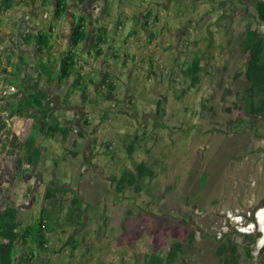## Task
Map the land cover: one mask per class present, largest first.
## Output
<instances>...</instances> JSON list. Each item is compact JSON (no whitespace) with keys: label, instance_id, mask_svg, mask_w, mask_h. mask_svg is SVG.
<instances>
[{"label":"rangeland","instance_id":"1","mask_svg":"<svg viewBox=\"0 0 264 264\" xmlns=\"http://www.w3.org/2000/svg\"><path fill=\"white\" fill-rule=\"evenodd\" d=\"M136 1L158 13L160 27L155 35L166 37L170 45L164 53L167 61L161 59L159 63L170 68L166 71L170 83L159 88L164 101L162 113L157 114L155 80L140 81L141 87L148 90L141 93L143 96L135 92V100L129 106L120 101L116 108L106 107L100 113L89 108L91 118L81 104V97L74 96L73 103L80 100L77 103L80 106L71 107L74 114L69 119L75 126L88 119L85 128L89 126L94 133L100 131L96 137L102 160L94 165L90 164L93 157L87 152L80 158L68 152L72 149V139L66 145L68 149L62 151L51 149L56 139L37 137L38 145L49 149H43L42 161L47 160L50 177L70 180V184L81 190L88 206L95 207L100 215L104 211L111 213L108 236L115 244L122 239L121 245L129 248L122 251V257L128 258L123 262L111 261L109 254L101 260L95 256L89 262L150 264L147 254L165 256L173 242L187 243L194 231V245L185 248V254L176 264H219L215 251L219 240L227 236L239 245L240 264H264V119L256 127L234 106L239 101L236 93L246 86L244 75L236 77L247 63L241 37L249 29L264 32V24L259 22L251 0ZM119 11L124 15L128 10L121 7ZM123 32L128 33L126 29ZM197 53L204 54L205 69L199 72L195 87L185 88L188 84H183L181 65ZM88 104L89 101L85 105ZM54 106L66 111L61 102H54ZM64 110L60 115L68 119ZM8 121L12 126L13 120L8 118ZM31 127L32 123L22 125L19 129L22 138ZM74 135H77L75 131ZM135 135L145 137V141L128 155L126 146ZM7 143L6 134L0 131V175L6 169L12 172L10 179L3 182L5 187L0 185V197L7 186L18 183L24 186V181L16 178L13 167L18 152L6 146ZM110 152L114 158H110ZM92 154L97 156L94 150ZM141 161L153 162L156 176L148 178L141 191L133 187L116 191L113 175L122 174L124 169L134 172ZM100 169L107 173L103 180L104 172ZM78 171L81 174L76 179ZM204 172L208 173V180L202 188L200 180ZM41 178L45 190L48 181ZM34 184L28 183L25 201L29 202ZM42 201L39 199L32 205L33 214L42 210ZM73 232L71 229L68 235ZM248 233L257 240L251 244V257L246 255ZM134 242L136 246H132ZM130 249L134 253L132 257ZM113 254L112 258L116 259L118 254Z\"/></svg>","mask_w":264,"mask_h":264},{"label":"crops","instance_id":"2","mask_svg":"<svg viewBox=\"0 0 264 264\" xmlns=\"http://www.w3.org/2000/svg\"><path fill=\"white\" fill-rule=\"evenodd\" d=\"M99 4L101 5V12L96 16L98 21L91 22L88 20L87 22V27L90 32L89 38L76 47L80 58L79 65L83 68L82 72L86 75L87 81H90V78L95 80V83L89 85L90 100L92 102H89L88 105L81 104L85 106L87 111L90 108L92 111H99V113L103 112L106 107L116 108L120 101L128 105L135 100V92H140V94L147 92L148 89H143L140 85V81H144L145 79L155 80V87L158 90V100L162 99L161 96H163V93H160L161 86H167L170 83L168 82L169 77L166 74L167 68L169 67L163 64L160 65L159 63L161 59L167 61L166 59L168 58L165 57L166 54L164 53H166L170 45H168L166 37L155 35L160 27L158 13L155 10L153 11V9H148V6L145 7L146 4L144 6H141L142 4L138 5L136 0H98L96 5ZM121 7L127 8L128 11L126 14L123 15V12L119 11ZM144 7L146 8L145 10H143ZM54 9L55 3L53 0L50 4H45L43 0H9V5L0 19V82L13 84L9 71H12V63L17 62L21 56H25L28 63L25 66L28 72L27 74L29 76L32 74L36 76L34 67L39 61L50 59L52 62L59 64L62 53L72 49L71 35L74 23L83 14H88L89 16V11L92 7L90 8L89 5H81L75 1H71L68 11L63 17H55ZM149 15L150 17L146 23V16ZM93 26L105 27L107 30L106 42L101 45L102 55L100 56L96 55L94 49L97 36L96 32H91ZM50 27H52V42L54 45L50 52L44 54L35 44L26 45L23 42L22 36L24 33L29 31L36 33L42 29L50 30ZM124 29L128 31L127 35H124ZM168 30L165 31L171 36ZM160 68H164V70L162 71ZM103 72L107 74L106 80L116 85L113 94L106 93V86L102 84ZM74 79L75 76L73 75L62 85L59 86L57 84L49 88L51 96L49 103L54 105V102L56 104L62 102L67 87L71 86L74 88L73 94L70 97L71 107H75L76 105L77 107L78 105L80 106L77 103L81 99L76 104L73 103L74 96L81 97L80 90L75 85ZM89 81L88 83H90ZM41 83L45 84L46 81L43 80ZM105 95L110 96L105 97ZM57 107L54 106V110L58 114L63 112L64 109L62 110L61 107ZM70 108H67L66 111L64 110L68 117L66 120H71L69 118L74 114V111ZM92 111H88L90 113L89 118L92 117ZM115 116L113 115V117ZM97 117L99 118V115ZM111 119L112 117L110 116L108 121H111ZM11 124L9 122L10 131L21 136L19 129L23 124L28 126L29 118L15 117L12 126ZM17 129L18 131H15ZM74 131L77 134L76 129H74L70 134L69 140L63 141L61 137H58L56 143L51 145V149H61L62 151L63 149H68L66 145L72 139V149L68 151L72 156L75 150H79L80 153L77 157L80 158L81 155L84 156L87 152L88 155L93 157L89 161L92 165L102 160L100 159L102 157L100 144H97L98 139L96 137L100 131L94 133V129L87 126L84 129L83 137L78 136V134L74 135ZM2 132L6 134V137L8 136L7 131ZM74 141H77V146H74ZM6 146L14 150L8 143ZM44 150L48 151L49 149L46 148ZM93 150L97 152V156L92 154ZM14 151L17 152L18 150ZM104 155L106 156L107 154L104 153ZM110 158H114L111 152ZM46 161L41 160L32 171L25 172V177L21 171L19 173L17 172L16 178L19 181L20 179L24 181L23 187L21 183H18L3 188L5 190L3 194L5 202L18 207V216L24 225L31 223L47 206L45 199L47 185L45 184V190H43L41 177H43V181H49L55 178L54 175L51 178L52 174L49 171L50 168ZM107 164L111 165V162L108 161ZM102 165L105 168V163ZM101 170L104 172V176L101 178L103 180L107 176V173L105 169ZM80 174V171H78L76 174L77 177L75 175L76 179L79 178ZM48 176H51V179H48ZM114 176H121V174ZM31 182L35 184L28 202L25 201V198L28 191L27 185ZM61 182L69 183L70 180L59 179L58 183ZM72 187L81 194V190L77 188L76 184H73ZM39 199H43L41 202L42 210L33 214L31 209L32 205L39 202ZM86 206L88 210L80 224L75 219L60 229L52 230L49 234V241L46 244V248L43 250L38 249L35 259L30 264H93L89 261H94L95 256L101 260L107 254L112 259L111 261L120 259V262H123L128 259L122 257V251L129 250V248L121 245L122 239L116 244L113 243V239L106 232L108 226L103 225L105 217L108 216V219H113L111 213L108 214L107 211H104L100 215V213L98 214L96 212L95 207L92 208L88 204ZM29 213H32V215L29 216ZM112 226L110 225L109 228H113ZM122 226L123 224L121 223L119 227L122 228ZM71 229L72 231L74 230L73 235H68ZM136 243L134 242L132 246H136ZM152 246L154 247L153 243ZM113 253L118 254L116 259L112 258ZM129 254L132 257L134 255L133 250L130 249ZM25 256L23 252L18 256V264H25ZM105 259L108 258L106 257ZM97 264H100V261Z\"/></svg>","mask_w":264,"mask_h":264},{"label":"trees","instance_id":"3","mask_svg":"<svg viewBox=\"0 0 264 264\" xmlns=\"http://www.w3.org/2000/svg\"><path fill=\"white\" fill-rule=\"evenodd\" d=\"M52 0H43L45 4H50ZM55 3L54 16L63 17L70 6L71 1L77 4L89 5L92 9L90 15L83 14L75 21L71 42L72 49L63 52L60 57L59 64L52 60H41L34 67L33 74L29 76L25 66L28 64L25 56H21L17 62L12 63V71H9L12 83L17 86L19 92L0 98V131H7L9 139L8 145L14 150L18 157L14 161L13 167L19 173L23 174L32 171L42 160L44 151L38 145L37 137L45 136L49 139H57L61 137L63 141L69 140L70 134L76 129L78 136H84L85 125L89 120L84 119L78 126L73 124V120H66L60 114L55 113L54 105L49 103L50 89L54 85H62L68 78L75 76L74 83L80 90L81 102L85 105L90 100L89 85L95 83L90 78L87 81L86 75L80 67L79 53L76 47L89 38V29L87 22H96L97 17L94 16V7L98 0H53ZM254 4L257 18L260 23L264 24V0H251ZM4 11L9 5V0L5 1ZM106 5V2H105ZM146 16V23L149 19ZM52 27L50 30L42 29L39 32H26L23 34V42L26 45L35 44L42 53H48L53 49ZM91 32H96L95 52L97 56L102 55L101 45L106 41L107 30L105 27L93 26ZM243 50L247 55V63L243 71L236 73V77L244 75L246 78V86L242 92H237L239 101L234 102V106L243 111L252 125L258 126L259 121L264 119V32L258 28L247 30L241 37ZM204 54H196L192 60H187L181 65L180 74L183 84L188 85L185 88H193L199 80V72L204 70L202 65ZM107 74L103 72V82L106 86V93L113 94L116 85L106 80ZM45 80L46 83L41 82ZM74 88L67 87L63 99L62 107L67 109L71 107L70 97ZM239 102V103H238ZM163 99L157 101V114L162 113ZM4 112L8 116L3 115ZM15 117L31 118L33 120L31 130L24 138L12 133L9 127L8 118L13 120ZM145 137L139 138L138 135L132 137L127 144L126 150L128 155H132L137 145H141ZM111 143H109L110 145ZM74 141V146H77ZM79 150L73 152V156L77 157ZM155 164L153 162L141 161L136 165L135 171L124 169L121 176H114L115 189L118 192H124L128 188L133 187L137 192L143 189V185L148 178L156 176ZM12 173L9 169L1 171L0 185L10 178L5 176ZM17 173V174H18ZM15 175L13 178L15 179ZM25 177V174H24ZM208 180V173L201 175V187L204 188ZM45 199L47 206L31 223L24 225L19 219V209L17 206L5 202L0 197V264H18V256L23 252L25 256V264H30L36 257L38 249L43 250L49 241V234L54 229H60L68 225L71 221L77 220L80 224L87 213L88 207L83 201L82 195L73 189L70 183H58V180L51 179L46 184ZM2 188L0 187V191ZM103 225L108 226V217L103 220ZM102 228V227H100ZM195 232L192 231L190 239L187 243L181 241L173 242L169 246V251L165 256L151 253L146 256V260L150 264H176L179 257L185 254V248H191L194 245ZM250 241L245 245L246 255L252 256L251 244L256 243V237L253 234H246ZM74 243V242H73ZM72 243V244H73ZM241 252L239 245L233 241L230 236L225 240H219L215 251V257L219 264H240Z\"/></svg>","mask_w":264,"mask_h":264},{"label":"built area","instance_id":"4","mask_svg":"<svg viewBox=\"0 0 264 264\" xmlns=\"http://www.w3.org/2000/svg\"><path fill=\"white\" fill-rule=\"evenodd\" d=\"M5 1L6 0H0V19L4 13V7H5ZM101 12V5H95L94 7V16H98ZM19 90L17 88L16 85L14 84H11V83H4V82H0V97H4V96H11V95H14L16 93H18ZM3 115L5 117L8 116V113L7 112H4ZM14 119V118H13ZM33 120L31 118H29V123H32ZM113 145V144H112ZM6 178H10V175H6L5 176Z\"/></svg>","mask_w":264,"mask_h":264},{"label":"flooded vegetation","instance_id":"5","mask_svg":"<svg viewBox=\"0 0 264 264\" xmlns=\"http://www.w3.org/2000/svg\"><path fill=\"white\" fill-rule=\"evenodd\" d=\"M263 145H264V142H263Z\"/></svg>","mask_w":264,"mask_h":264}]
</instances>
